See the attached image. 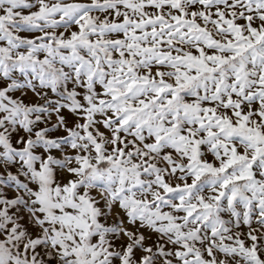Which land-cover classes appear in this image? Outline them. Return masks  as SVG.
Wrapping results in <instances>:
<instances>
[{
	"label": "snow or ice",
	"instance_id": "6c2138e0",
	"mask_svg": "<svg viewBox=\"0 0 264 264\" xmlns=\"http://www.w3.org/2000/svg\"><path fill=\"white\" fill-rule=\"evenodd\" d=\"M0 264H264V0H0Z\"/></svg>",
	"mask_w": 264,
	"mask_h": 264
}]
</instances>
